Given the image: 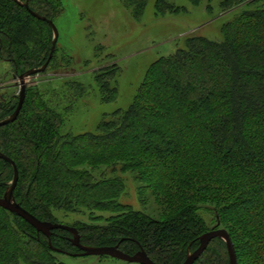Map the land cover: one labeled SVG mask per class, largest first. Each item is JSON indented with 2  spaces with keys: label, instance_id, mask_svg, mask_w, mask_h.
I'll return each mask as SVG.
<instances>
[{
  "label": "trees",
  "instance_id": "16d2710c",
  "mask_svg": "<svg viewBox=\"0 0 264 264\" xmlns=\"http://www.w3.org/2000/svg\"><path fill=\"white\" fill-rule=\"evenodd\" d=\"M124 1L138 18L149 2ZM156 3L163 15L184 10L166 0ZM61 6V0H0V34L6 36L0 41V61L12 63L17 76L41 69L49 61L45 74L70 71V57L62 60L58 52L52 55V27L32 14L55 23ZM220 7L222 14L239 12L223 25L221 40L188 36L175 54L153 63L131 108L117 111L103 123L100 135L61 133L65 118L88 95L79 80L65 81L62 91L57 83L27 87L18 120L0 128V153L19 171L16 202L42 222L76 228L85 247L119 246L130 256L143 251L155 264H184L200 247L202 236L211 231L201 212L214 205L215 229L230 235L238 264H264V0H221ZM36 27L43 32L25 41ZM10 33L17 42L14 47L7 44ZM108 68L95 81L100 94L114 98L117 90L112 83L118 68ZM19 100L12 93L0 97V122L13 116ZM144 117L150 122L134 125L133 121L139 123ZM6 134L13 135L15 143ZM118 134H122L118 141L99 145ZM81 138L96 150L89 153L77 146ZM130 139L137 145H131ZM120 162L124 169L147 172L149 178L164 168L165 174L149 184L166 205L175 207L172 219L151 221L120 205L116 200L124 188L120 179L94 181L90 168ZM50 169L53 176L45 174ZM14 172L13 165L0 158V198L14 181ZM62 186L66 197H61ZM244 203L251 209L239 213ZM99 209H117L116 216L105 225L93 222L96 219L66 225L55 214ZM73 239L64 230H55L48 238L0 208V264H65L62 256L81 253ZM228 252L226 242L215 239L195 264H230Z\"/></svg>",
  "mask_w": 264,
  "mask_h": 264
},
{
  "label": "rangeland",
  "instance_id": "374dc122",
  "mask_svg": "<svg viewBox=\"0 0 264 264\" xmlns=\"http://www.w3.org/2000/svg\"><path fill=\"white\" fill-rule=\"evenodd\" d=\"M61 2V14L55 20L60 37L54 53L58 52L62 60L70 57L72 67L70 71H57V73L50 71L47 74L44 72L42 75L34 76L27 80V86L37 88L39 85L40 88H45L57 83L58 89L62 91L66 90L62 84L67 80L68 82L79 80L86 85L88 95L78 100L77 105L74 106L75 111L65 118L61 131L64 136L67 134L100 135L99 127L103 123L111 121L117 111H127L131 108L153 63L175 54L184 47L188 36L201 35L214 41L221 40L223 25L232 21L239 13H220L221 0H215L212 3L203 0L201 5H194L190 0H166L176 8L184 10L178 14L164 15L156 9L158 0H149L141 18L134 16L133 8L124 0H61ZM35 31L34 34L28 33V37H24L25 41L35 40L43 29L36 27ZM7 37L9 40L7 44L14 47L17 43L15 36L10 33ZM4 40L6 36L0 34V41ZM112 66L118 68L112 83V87L117 90L114 98H110L108 94L107 96L100 94L95 81L100 72ZM13 71L12 63L0 61V97L7 93L20 96L19 76ZM150 80L151 77L149 82ZM142 120L139 123L133 121L134 125L143 126L144 123L150 122L147 117ZM141 131L146 135L145 128ZM121 137L122 134L111 136L109 140L102 141L99 145L106 147L110 142L118 141ZM14 138L13 135L6 134V139L11 143H15ZM83 138L76 143L77 146L85 147L89 153L96 150L94 145L82 141ZM139 139L144 142L145 138L141 134ZM21 143L28 146L26 140ZM129 143L133 146L137 145L135 140L130 139ZM115 164L99 165L89 170L92 171L95 182L120 179L124 183V188L119 189L121 193L116 199L120 205L141 212L147 216V219L155 222H166L175 216L177 213L175 207L166 205L163 198L153 193L149 184V182H157L158 177L165 174L164 168L156 173V178H149L145 171L140 173L132 168L124 169L125 166L121 162L116 168ZM154 164L160 165L158 162ZM148 169L152 167L147 166ZM45 174L53 176L52 169ZM11 185L13 182L10 183L9 189ZM61 190V197H66V189L62 186ZM27 199H30L31 203L32 199L28 197ZM209 208H204L201 216L213 230L217 227L214 216L216 212L213 209L214 205ZM250 209L248 204L244 203L239 213ZM116 210H83L70 214L56 211L55 214L60 222L66 225H73L79 220L91 223L92 221L89 220L94 219L96 220L93 222L96 224L105 225L110 218L116 216L114 213ZM179 225L181 226L180 223ZM61 260L65 264H131L115 259L103 260L94 256L75 258L65 255L61 257Z\"/></svg>",
  "mask_w": 264,
  "mask_h": 264
},
{
  "label": "water",
  "instance_id": "95a60500",
  "mask_svg": "<svg viewBox=\"0 0 264 264\" xmlns=\"http://www.w3.org/2000/svg\"><path fill=\"white\" fill-rule=\"evenodd\" d=\"M32 14L38 18L39 20L48 22V24L52 27L53 32H54V41H53V49H52V55L56 50V44L58 43L60 34L59 30L56 27L55 23L53 21H48L45 18L39 16L38 14H35L32 12ZM52 57V56H51ZM50 57V58H51ZM50 62V61H49ZM49 62L41 69L37 70H30L29 72L19 76L20 84H21V90H20V100H19V105L18 108L16 109V112L11 116L10 118L0 122V128L5 127L11 123H14L18 120V117L23 109L25 100H26V90H27V80L37 76L39 74H42L47 71ZM0 158L3 159L4 161H7L11 163L14 167V181L12 187L8 190V192L5 194L3 198H0V208L7 210L10 213L16 214L20 218L25 220L26 223H29L34 229L37 230L38 233H41L45 235L46 237H50V234L55 231V230H64L69 233H71L74 236V239L72 241L73 245L78 248L81 253L72 255L73 257H102V256H107L111 258H115L127 263L131 264H155L145 252L141 251L135 256H130L125 254L119 249V246L117 247H105V248H89L85 247L81 244V239L80 235L78 234V230L76 228H72L69 226H64L60 224H52L48 222H42L38 220L36 217H34L32 214L29 212L25 211L15 200L14 198V192L17 188L16 185H18V179H19V171L16 166V164L8 159L5 155L0 153ZM215 239H222L226 242L227 247H228V253L230 256V264H238L237 260V254L236 250L234 247V244L232 242V239L228 232L226 230L222 229H213L206 233L204 236H202V239H200V247L196 252L193 254H190L188 257L187 261L184 264H195L200 257L202 256L203 253L206 252L208 249L209 245L211 242ZM53 249V247H50ZM61 252V251H59Z\"/></svg>",
  "mask_w": 264,
  "mask_h": 264
}]
</instances>
